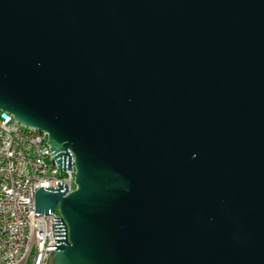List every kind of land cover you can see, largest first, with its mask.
Wrapping results in <instances>:
<instances>
[{
  "label": "water",
  "instance_id": "water-1",
  "mask_svg": "<svg viewBox=\"0 0 264 264\" xmlns=\"http://www.w3.org/2000/svg\"><path fill=\"white\" fill-rule=\"evenodd\" d=\"M0 110L75 169L51 264H264V0H0Z\"/></svg>",
  "mask_w": 264,
  "mask_h": 264
},
{
  "label": "built area",
  "instance_id": "built-area-1",
  "mask_svg": "<svg viewBox=\"0 0 264 264\" xmlns=\"http://www.w3.org/2000/svg\"><path fill=\"white\" fill-rule=\"evenodd\" d=\"M75 169L58 167L47 133L0 110V264H51L65 222L38 210L39 188L75 189Z\"/></svg>",
  "mask_w": 264,
  "mask_h": 264
},
{
  "label": "rangeland",
  "instance_id": "rangeland-1",
  "mask_svg": "<svg viewBox=\"0 0 264 264\" xmlns=\"http://www.w3.org/2000/svg\"><path fill=\"white\" fill-rule=\"evenodd\" d=\"M56 211H58V209L56 208Z\"/></svg>",
  "mask_w": 264,
  "mask_h": 264
},
{
  "label": "bare ground",
  "instance_id": "bare-ground-1",
  "mask_svg": "<svg viewBox=\"0 0 264 264\" xmlns=\"http://www.w3.org/2000/svg\"><path fill=\"white\" fill-rule=\"evenodd\" d=\"M72 161H73V157H72Z\"/></svg>",
  "mask_w": 264,
  "mask_h": 264
}]
</instances>
